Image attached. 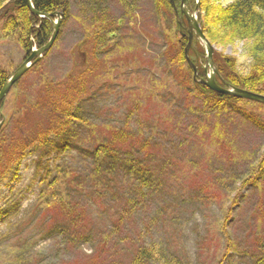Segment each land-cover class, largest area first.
<instances>
[{
    "label": "rangeland",
    "instance_id": "374dc122",
    "mask_svg": "<svg viewBox=\"0 0 264 264\" xmlns=\"http://www.w3.org/2000/svg\"><path fill=\"white\" fill-rule=\"evenodd\" d=\"M69 3L52 48L4 96L0 141L28 139L46 127L50 101L69 92L74 104L68 111L86 124L73 121L65 140L51 138V149L29 147L16 176H0V264H130L139 244L150 253L145 264H251L264 252V125L229 103L200 96L188 70L177 71L170 62L177 52L168 34L172 16L158 19L153 0ZM96 13L106 20L101 43L93 34ZM4 24L0 70L10 76L26 53ZM110 31L115 36L107 41ZM214 49L233 56L238 73L250 72L242 43ZM67 82L72 86L64 87ZM248 108L264 121V109ZM115 130L128 135L117 144L121 160L140 158L155 185L148 189L123 177L111 182L106 194L126 196L133 205L115 234L106 207L84 180L88 235L53 234L45 220L50 215L37 216L46 182L63 169L86 178L92 150Z\"/></svg>",
    "mask_w": 264,
    "mask_h": 264
},
{
    "label": "trees",
    "instance_id": "16d2710c",
    "mask_svg": "<svg viewBox=\"0 0 264 264\" xmlns=\"http://www.w3.org/2000/svg\"><path fill=\"white\" fill-rule=\"evenodd\" d=\"M181 1L153 0L158 19H161L167 12L172 16L168 34L174 35V46L177 48V52L170 61L172 62L171 64L179 72L183 67L188 70L190 84L200 96L214 98L218 103H229L241 109L249 120H255L257 124L263 127L264 121H260L259 117L252 112V109L248 108L252 105L256 108L264 109L263 104L241 100L233 96L218 95L193 81L192 70L188 67L184 55L187 37L180 35L182 27L178 23ZM224 1L198 0L197 2V0H186L185 3L186 9L190 13L195 10L198 12L197 16L202 31L212 45L225 50L235 43H242L247 57L251 60L250 72L247 75H242L236 69V60L233 56L215 51L213 63L221 78L216 79V83L222 87L224 86L223 83H226L236 88L264 95V0H228L229 3L226 5L223 4ZM31 3L34 11L40 15L60 12L63 17L62 26L70 15L69 0H31ZM94 19L97 26L94 28L93 34L98 37V42L101 43L104 39L101 25L105 24L106 20L104 22L100 20L98 13H96ZM1 20H5L4 31L6 34L17 37L20 46L26 53V57L30 55L32 48L40 49L45 46L53 32L50 20L34 15L29 10L26 0H0ZM114 36L111 32L109 37H106L107 41L113 39ZM190 58L197 67L198 78L203 79V66L206 62L205 52L200 42L196 39L192 42ZM8 78L9 76L0 70V91ZM68 82L65 83L64 87L72 86ZM69 94L70 92L66 94V98L59 97L55 100L52 98L50 102L53 116L45 120L46 127L43 124L38 132H34L33 136L28 139H24L21 136L18 139H13L12 137L11 141L9 140L4 144H2V140L0 141V150H3L0 155V176L10 174L15 177L19 163L29 147L36 144L41 149H46V147L51 149L54 146L51 138L62 139L63 137V140H65V137L70 133L67 129L73 121L76 124H86L81 117L73 116V113L68 111V107L71 109L74 104V97ZM4 102L5 99L0 103V109L4 107ZM14 115L15 110L12 109L9 116L10 121L8 120L9 124ZM4 124L0 129V136L5 128ZM43 127L45 128L43 129ZM127 139L128 135L125 132L115 130L108 141L94 147L91 152L92 171L87 173L86 178H84L83 174L71 169H63L59 170L51 181L46 182L47 195L44 194L45 200L41 205L37 204L39 206L37 216H41L42 213L50 215L45 220H51L49 227L53 234H60L66 238L71 236L84 238L88 235L87 231H85L88 221H84V216L85 214L87 215L86 209L88 208L86 201L88 191L84 187V183H82L84 180L92 184V193L101 199V206L106 207V212L109 214H106L105 217L109 219L112 232L116 234L122 231L124 221H128L130 218L133 205L129 206L126 196H119L115 192L106 194L111 182L123 177L134 185H140L148 189L155 185L153 182L154 176L148 168L142 165L140 158L136 157L127 161L121 160L117 144H121ZM142 145L143 150H141L139 155L144 157L146 152H148L145 150L148 143L143 142ZM117 162L119 165H117ZM262 163H264V158ZM106 202L107 204L109 202L113 204L108 206L105 204ZM44 223L41 222L39 225L44 227L46 226ZM17 240L19 243L24 242V240L21 242L20 237H17ZM10 248L8 247V249ZM130 258H132L130 264H145V260L150 258V253L143 245L139 244L133 250V256L132 253L130 254ZM251 264H264V252L263 255L255 258Z\"/></svg>",
    "mask_w": 264,
    "mask_h": 264
},
{
    "label": "water",
    "instance_id": "95a60500",
    "mask_svg": "<svg viewBox=\"0 0 264 264\" xmlns=\"http://www.w3.org/2000/svg\"><path fill=\"white\" fill-rule=\"evenodd\" d=\"M26 2L29 7V10L34 15L39 16L40 18H46L50 20L53 26V32H52V35L48 43L40 49H33L31 51L30 56L18 68H16V70L11 74V76L9 77V79L7 80V82L5 83V85L0 91V102L2 101L4 96L7 94L11 86L15 82H17L19 79H21L24 76V74L32 67L33 64L40 61L43 54H45L52 48L55 40L57 39L59 35V31H60V27L62 23V14L60 12H55L51 14H41L40 15L36 11H34L31 0H26ZM181 13L186 19L187 34H188V43L184 50V53H185L186 62L193 70L194 80L219 95L233 96L239 99L249 100V101L264 104L263 95L255 94L247 90L239 89V88H236L230 85H226V88H222L216 84L215 78L217 75V71L213 68V59H212L213 50H214L213 46L210 44V42L207 40V38L203 34L200 24L197 21L195 15L190 14L185 8V0L181 1ZM54 18H56V21L53 20ZM194 35L202 42L204 49H205V53H206V65L204 67L206 76L204 80H197V69L190 62L189 57H188L189 48L191 46L192 37ZM208 71H209V75H207ZM0 128H1V124H0Z\"/></svg>",
    "mask_w": 264,
    "mask_h": 264
}]
</instances>
